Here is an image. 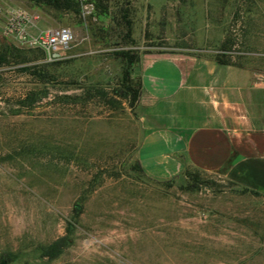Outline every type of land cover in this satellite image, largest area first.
I'll list each match as a JSON object with an SVG mask.
<instances>
[{"label":"rangeland","instance_id":"374dc122","mask_svg":"<svg viewBox=\"0 0 264 264\" xmlns=\"http://www.w3.org/2000/svg\"><path fill=\"white\" fill-rule=\"evenodd\" d=\"M81 1L78 21L26 0H0V42L20 49L23 64L39 72L0 66V259L264 264V195L236 192L221 175L207 173L217 186L186 191L180 177L166 185L142 170L136 103L130 108L114 93L123 63L110 51L120 47L107 44L117 40L97 29L107 20ZM11 8L34 17L37 29L69 28L72 41L46 60L2 33ZM129 15L137 55L202 49L264 66V0H131ZM64 235L69 242L60 254L40 257L39 246Z\"/></svg>","mask_w":264,"mask_h":264},{"label":"crops","instance_id":"0c3cea01","mask_svg":"<svg viewBox=\"0 0 264 264\" xmlns=\"http://www.w3.org/2000/svg\"><path fill=\"white\" fill-rule=\"evenodd\" d=\"M207 52L138 54L137 161L156 179L190 167L264 195V66L222 64Z\"/></svg>","mask_w":264,"mask_h":264},{"label":"trees","instance_id":"16d2710c","mask_svg":"<svg viewBox=\"0 0 264 264\" xmlns=\"http://www.w3.org/2000/svg\"><path fill=\"white\" fill-rule=\"evenodd\" d=\"M33 4L34 6L46 7L53 10L57 14H69L72 17L78 19L80 17L81 11V0H26ZM92 6L91 14L96 17L97 20L102 21V18L107 20V28L97 27L104 36L107 38L114 36L115 41L108 42L110 45H118L120 48H115L110 51V54L115 58H118L122 63L123 67L120 70V74L117 79L118 89L114 90L116 95L126 99L127 105L131 108L137 102L139 94V82L137 79H132L130 76L131 66L137 62L138 55L134 49L131 48L134 44V40L131 37V19L129 15L130 1L131 0H86ZM103 36V37H104ZM104 39V38H103ZM103 43L105 39L102 40ZM126 47V48H124ZM39 51L40 56L44 58V54L41 50ZM214 59L218 63L222 64H235L231 62L224 53L215 54ZM28 59L25 55L21 53L18 49L11 43L0 42V66H15L20 72L26 73L28 75L39 74L36 70L35 65H24ZM100 96L103 95L102 91L98 92ZM32 92L25 95L27 100H32ZM102 96V98H104ZM109 101V100H103ZM137 167H139L137 165ZM140 169V168H139ZM176 177H180L183 181L178 187L186 191H194L200 186H209L212 184L217 186L215 182L203 177V172L196 168L185 167ZM173 178H167L162 180L166 185H171ZM229 186L235 187L236 192H249L253 195H259L260 193L247 189L245 187L236 186L231 182H227ZM68 231V230H67ZM69 238L64 235L56 238L55 240L49 242L46 245L38 247L40 257H45L47 259H53L58 254L61 253L62 249L68 244ZM3 264L7 262V258L1 257Z\"/></svg>","mask_w":264,"mask_h":264},{"label":"built area","instance_id":"2783aa9c","mask_svg":"<svg viewBox=\"0 0 264 264\" xmlns=\"http://www.w3.org/2000/svg\"><path fill=\"white\" fill-rule=\"evenodd\" d=\"M83 8L86 9L85 6ZM32 29L35 31L31 33ZM1 31L21 45L41 50L46 60L54 59L59 50L66 48L73 39L72 32L67 27L37 29L34 17L17 8L5 11Z\"/></svg>","mask_w":264,"mask_h":264},{"label":"water","instance_id":"95a60500","mask_svg":"<svg viewBox=\"0 0 264 264\" xmlns=\"http://www.w3.org/2000/svg\"><path fill=\"white\" fill-rule=\"evenodd\" d=\"M57 55V54H56ZM0 264H3V261L1 260Z\"/></svg>","mask_w":264,"mask_h":264}]
</instances>
